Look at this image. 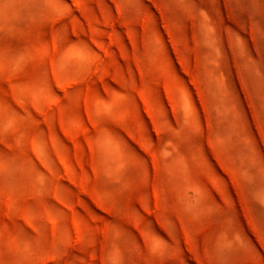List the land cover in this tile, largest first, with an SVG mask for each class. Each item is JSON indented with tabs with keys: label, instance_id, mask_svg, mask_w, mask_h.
Returning a JSON list of instances; mask_svg holds the SVG:
<instances>
[{
	"label": "rangeland",
	"instance_id": "374dc122",
	"mask_svg": "<svg viewBox=\"0 0 264 264\" xmlns=\"http://www.w3.org/2000/svg\"><path fill=\"white\" fill-rule=\"evenodd\" d=\"M0 264H264V0H0Z\"/></svg>",
	"mask_w": 264,
	"mask_h": 264
}]
</instances>
